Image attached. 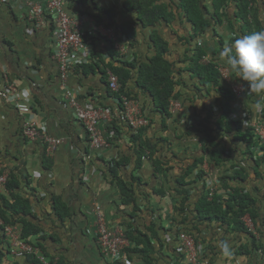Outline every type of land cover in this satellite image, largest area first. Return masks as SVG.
Listing matches in <instances>:
<instances>
[{
  "label": "crops",
  "instance_id": "obj_1",
  "mask_svg": "<svg viewBox=\"0 0 264 264\" xmlns=\"http://www.w3.org/2000/svg\"><path fill=\"white\" fill-rule=\"evenodd\" d=\"M128 1H73L72 7L67 6L66 11L79 18L94 9L102 10L105 13L103 24L97 26L117 30L124 50V63L132 65L128 70L130 80L125 85V91L137 99L142 117L148 122L141 138L156 146L168 162L174 158L171 152H175L177 157L172 162L173 168L161 179L153 175L149 160L143 161L139 170L135 169L136 143L141 139L135 140L121 119L118 99L108 90L104 74L99 69L87 67V64L81 70L69 71L65 91L72 94L79 105L102 111L108 117L100 121L97 129L108 139L109 146L99 150L89 148L83 127L65 103L59 71L53 60V15L45 14L41 27L35 29L27 26V12L18 8L20 0L15 1V8L11 7V0H0V67L15 89L28 92L30 116L33 114L34 122L46 128L52 139L60 141L55 151L48 154L42 143L24 140L20 134L21 116L11 105L0 100V169L9 170L19 183L20 193L30 199L32 216L29 219L41 230V246L54 263L108 264L100 254L94 236L93 212L97 209L104 213L109 229L120 224L147 235L154 251L149 255L155 264H186L174 250L175 239L166 238L175 231L174 222L183 218L187 219V231L198 236L207 250H213L207 255L205 250L196 264H264V162L257 161L254 166L248 157L251 152H245L244 144L226 138L220 147L232 150V153L220 166H212V178H216L215 194L222 199L228 200L234 190L250 197L252 207L257 210V213L254 212L255 222L249 216L250 228L244 226V219L240 222L244 230L238 233L227 229V225L222 227L213 221H196V206L203 185L196 176V170H192V174L184 180L186 199L184 196L175 197L170 192L176 187L174 178L201 159L202 147L197 138L194 139L195 135H187V132L191 126L201 123L199 118L205 115L204 106L212 107L214 114L211 119L215 121L213 118L215 115L218 117L219 111L215 108L214 99L219 97L211 90L205 94L195 90L198 81L186 62L194 46V31L180 11L174 6L169 8L170 1H177L152 0L141 9L129 7ZM257 1L264 12V0ZM259 17L261 19L260 14ZM86 25L84 23V28H87ZM202 41L215 43L216 33L213 38L205 35ZM104 43L101 40L94 47L102 65L109 62L105 58L107 50ZM158 57L170 65L174 95H178L170 102L179 103V112L170 109L163 113L156 105L152 92L137 85L139 69L149 66ZM218 61L223 64L220 54ZM113 67L120 68L116 64ZM176 71L181 72V78ZM239 99L236 97V101ZM256 99L253 94L241 102L249 109ZM186 125L190 128L187 129ZM213 132L216 136V131ZM112 163L119 164L120 180L132 182L131 176L139 179L140 186L132 205L137 210L134 217L133 209L121 204L118 183L108 174ZM236 165H240L241 171L235 181L220 178L223 173L227 175V167ZM54 204L57 205L56 211ZM180 205L183 209L181 217L175 211ZM150 228L151 234L148 231ZM225 244L230 249V255H225L223 251ZM210 246L212 249L207 248ZM14 260L7 256L3 264H11ZM16 262L22 264L20 260ZM127 264L143 262L139 255L131 253Z\"/></svg>",
  "mask_w": 264,
  "mask_h": 264
},
{
  "label": "trees",
  "instance_id": "obj_2",
  "mask_svg": "<svg viewBox=\"0 0 264 264\" xmlns=\"http://www.w3.org/2000/svg\"><path fill=\"white\" fill-rule=\"evenodd\" d=\"M73 1L81 2V0H72V2ZM151 1L152 0H129L128 4L129 7L135 6L137 9H141V7L149 5L148 3H151ZM175 1L177 2L174 3L173 1H170L169 8L170 6H174L178 10V12L182 11L186 18L191 22L196 32H203L207 28H212L211 22H214L216 24V29L222 22H224L226 25V30H230V32L234 34L236 33L235 26H237L238 31L244 35H249L254 31L264 29L263 22L259 17V14L264 12L259 9L260 6L257 0ZM250 3L255 4V6L249 7ZM162 13H164L163 10ZM83 14L89 15L96 25L103 24V15L105 13L102 12V10L94 9L92 13ZM206 15L210 17V19H205L204 17ZM140 16H142V14ZM151 16L154 17L153 15ZM248 16L250 17L251 23L247 20ZM240 22L241 24L239 25ZM101 40L106 43L104 39L95 34L86 35L84 37V41L90 42L89 44H92L93 46L91 54L92 57L87 67L91 69H99L103 74L104 69H110L118 77V82L120 85L118 94L128 96V93L125 91V85L130 79V73L128 70L132 68V65L124 64L125 68H116L113 67L110 61L107 63H103L102 65L98 60L100 57L94 50L96 43L100 42ZM221 44L222 39L221 37H219L217 44L215 45H217L218 49H221L223 47ZM107 53L109 54V57L111 59L114 58L115 54L112 50V46H109ZM199 54L200 53H198V57L200 56ZM76 68L77 70H81L84 68V66ZM198 74L202 75L200 83V85L202 86L201 89L205 90L206 93H209L208 90L211 89V91H215L219 96L217 100H214L216 101L215 108L217 111H219V113L217 118L216 115L214 116L213 119H215V121L213 122V120L211 119L212 115L214 114L212 107L207 108V106H204V124L193 125L187 132V135L198 136V134H200V136H202L199 138L200 143L203 145V152L205 154V157H207L208 161L212 162L215 167H218L223 161L227 160L229 158V154L232 153V150L220 148V145H222L226 138L230 139L231 142H240L244 144L247 149L245 152H248L251 145H253V135L251 133L252 128H250L251 130L249 129L243 132L239 122L231 123L227 120L231 114L230 103L232 94L225 87L216 89L219 84L217 81L218 75L213 70V67L211 68V70L207 68H199ZM137 85L147 92H152L156 105L161 111H163V113H166V111H168L170 101L178 96L174 95V83L170 78V65L162 60L161 57L154 59L149 66H142L139 69ZM261 115V120H264V109L262 110ZM146 128L147 127L140 128L136 133L133 134L134 136L132 135L135 140L141 139L136 143L137 157L135 169L139 170L141 167V163L145 160H149L152 162L151 164L153 167V175L156 178L158 176V178L161 179V176H166L168 174L167 172H169L173 168L172 162L176 161L177 155L175 152H171V155L174 156L173 160L170 162L166 161L165 158L160 155L159 150L155 148L156 146L150 145V143H148V141H146L145 139L142 140L141 134L145 131ZM22 129L23 125L21 123L20 131ZM213 131H216V136L213 135ZM31 142L41 143L39 140ZM248 157L250 158V161L254 166L257 161L261 160L264 162V156L257 157L249 154ZM201 161L202 156L200 160L195 161L194 164H192L188 169L183 168L184 170L186 169L185 172L182 170L183 174L177 175V177L174 178L176 181V187H174L173 191L170 192H172L175 197L182 198V196H184V199L187 198V194H185L186 183L184 180H186L187 177L192 174L193 169L195 170L197 166L201 164ZM118 167L119 164L112 163V167L108 170V174L112 178V180L118 183L120 189L119 191L121 204L125 207H130L131 209H133L132 217H134L137 210L136 207L132 205L134 204V194L138 192L140 182L138 183L139 179L133 176H131L132 182H124L120 180V178L118 177ZM232 167H240V165ZM240 171L238 172L240 173ZM254 171L257 172V169H255ZM238 172H236L234 176H232L231 174H224L223 176H220V178L229 181H235L237 179V175L239 176ZM2 173L3 172L0 169V175H2ZM201 175L197 178L200 179ZM26 187L30 189L27 184ZM20 192L21 190L18 181L8 170V177L5 184V193H0V264H3L4 254H8L7 250H5L2 245L4 240L3 232L5 227H19V239L28 243L32 248L38 249V251L42 253V256L44 258H48L47 252H45L44 248L41 246L42 232L40 229L36 228L29 219L32 216L30 199L24 197L23 193ZM31 197H34L33 193H31ZM252 204L253 203L251 202L250 197H248L247 195L239 194L235 190L233 191L232 196H229L228 200L222 199L218 195L214 194V197L210 201H208L206 195L201 194V197L196 206L197 215L195 219L196 221H213L215 222V225L218 224L222 227L224 225H227V229L238 233L239 231L244 230L242 224L240 223V219L245 214H249V216L252 217L254 221V218L256 216L254 212H256L257 210L252 207ZM53 208L56 211L57 205L54 204ZM175 211L178 213L179 217H181V215L183 214L181 205L180 207L177 206L175 208ZM59 219H61L60 215ZM186 221L187 219L183 218L174 223L176 227L180 226L183 232L186 231V233H190V231H187ZM129 228L131 229V227ZM151 230V228L148 230L150 234ZM193 231H196V229H193ZM124 237L130 245L134 246L132 247V249H127L126 252L128 254L135 253L139 255L142 259L143 264H155V260L151 257V255H149L150 253L154 254V251L152 246L150 245V240L147 235L131 229L130 231L124 233ZM207 248L212 249L211 246ZM209 251L210 253H212L211 250ZM25 256L26 258L24 260L22 259L23 261L21 260L22 264H41L34 253L27 254ZM180 258L182 259L181 256ZM16 261L17 260H14L11 264H16ZM49 261L52 264H58V262L54 263L53 259ZM113 264L119 263L115 262Z\"/></svg>",
  "mask_w": 264,
  "mask_h": 264
},
{
  "label": "clouds",
  "instance_id": "obj_3",
  "mask_svg": "<svg viewBox=\"0 0 264 264\" xmlns=\"http://www.w3.org/2000/svg\"><path fill=\"white\" fill-rule=\"evenodd\" d=\"M15 1L16 0H11L12 5H13L11 7L15 8V6H14V5H16ZM28 1L30 3H32V4L39 5L41 9H44V0H33V1L28 0ZM9 4H11V3H8V5ZM71 4H72V0H71L70 4L64 5V10L66 9L67 6L68 7H72ZM19 5H22L23 7H21ZM19 5H18V8L21 9L22 11H26L27 12L26 16H27L28 15V11H29V7L25 4V0H20V4ZM254 6H255V4H251V3L249 4V7H254ZM259 6H260V4H259ZM68 11H69V9H68ZM180 12L182 13V15L185 18V20L188 22L189 20L186 18L184 13L182 11H180ZM209 12H212V11H209ZM48 13L49 12L44 11L43 18L45 16V14H48ZM81 15H83V14H81ZM260 15H261V19L260 20L263 22V25H264V13H261ZM204 18L205 19H210V17H208L207 15ZM247 20L250 22V17L249 16H248ZM26 22H27V26L28 27L32 26L35 29H38V28L41 27V24H42L43 21L41 22V24L38 27H35L34 24L28 18H26ZM189 22H188V24H189ZM211 23H212V28H207L203 32H196L194 30V28H193L194 35L192 37V40L194 41V46H193V48H192V50L190 52V55L188 57V60L186 62L188 63V65H190V70L194 71L193 75L195 76L196 80L198 81V82H196L195 90H197L198 92H204V94L206 93L205 90L201 89L202 86L200 85V83H201V76L202 75L198 74V69L199 68H207V69L211 70V68L213 67V70L218 75V80L217 81H218L219 84H218V87L216 89H219L221 87H225L232 94L230 86L227 85L220 77V72L222 70H226L228 72V75L230 77L231 82L242 86L243 92H242V95L240 96V99L238 101H236V97L232 94V97H231L232 99H231V103H230V105H231V114H230V116H229V118L227 120L229 122H231V123L239 122L242 131L245 132V131H247V130H249L251 128L249 126V122L251 121V119H253V118H257L258 119L259 118L258 115L262 119L261 112L264 109V29H261V30H258V31H254V32H252L249 35H244V34H241L238 31L237 26H235L236 33L234 34V33L230 32V30H226V25H225L224 22H222L218 26L216 31H214V29L216 28V24L214 22H211ZM190 24H191V22H190ZM240 24H241V22L239 23V25ZM54 26H55V24H54ZM190 26H191V28L193 27L192 24ZM97 27H99V26H97ZM54 29H55V27H54ZM85 30H86V28H85ZM110 30H112L113 34L115 35V38H114L115 41H112V40L108 39L107 37L98 34L95 31V29H92L90 31V34L86 32L85 35H88V34L89 35H94L95 34V35L99 36L100 38L104 39L106 41L105 47H106L107 52H108L109 46H112V50H113V52L115 54L114 58L111 59L109 57V54L106 52L105 58H108L109 61L112 63V65L116 64L118 67L123 68V66L125 64L124 63V56H123L124 50H123L122 45L120 43L119 34H118L116 29H110ZM214 33H216V42L215 43L207 44V43L202 41V38L205 35H207V36L211 35V38H213ZM219 37H221V39H222V44L221 45L223 47L221 49H218L217 45H215V44H217V41H218ZM83 42L90 49V56H89L87 62L84 65H82V66H86L89 63V61L91 60V57H92L91 54H92L93 46H92V44H89L90 42L84 41V37H83ZM54 43H55V39H54ZM115 44H116V46H118L117 50L115 49V46H114ZM198 53H200L199 57H198ZM219 54H220V59L222 60L223 64L218 61V55ZM215 57H216V60H215ZM76 67H80V66H76ZM76 67H71L67 71V73L65 74L64 78H62V74H60V72H59V77H60L59 79L61 80L60 84L62 85V87L64 89L65 103L72 110V112L74 113V115H75L74 119H76L77 122H79L81 124V126L83 127L85 135H86V139L88 141V146H89V148H91L90 147V142H89V139H88V135H87V132L85 130V126H84L83 122H81L79 119H77L76 111H75V108L72 107L71 101H73L75 103V105L78 106L79 108L88 110L90 112H97L98 110L97 109H95V110L94 109H90V108L84 107L82 105H79L78 100H76V98L72 94H70L67 91H65V84H66V81H67L68 73H69V71H71V69H76L77 70ZM57 69H58V66H57ZM107 72H109L110 74H112L116 78L117 85H118L117 89L111 90V88H109ZM176 73L179 76V78H181V72L180 71H176ZM104 76H105V79L107 80V88H108V90L110 91V93H112L118 99L117 102L120 105L121 111H122V118L121 119L125 122V119H123L122 99L126 98V99H129V100H134L136 102H137V99H134V97L130 96L129 94H128V96H123V95H119L118 94L119 93V89H120V85H119V82H118V77L110 69H104ZM137 80H138V76H137ZM137 80H136V82H137ZM238 81H241L244 86ZM1 85H2V87H1ZM0 87H1L0 93L4 96V97H0V100H2L4 102L8 103L9 105H11L13 107V109L15 111H17L18 115H20L21 118H22L23 129L20 131L21 137L24 140H27L28 142L35 141V140H32L31 138L27 137L26 134L24 133L25 128L27 126H29L28 123L33 124L36 127V128L35 127L34 128L37 131H39V133H41L42 131L46 132V128H44V127H42V126H40V125H38L37 123L34 122V120L32 118L33 114L30 116V105H29V94H28V92L24 91V90L18 91L17 89H15V87L13 85H11V83L9 82L7 73L1 67H0ZM213 92L216 93L215 91H213ZM253 94H255L257 96V99H256V101L252 102L253 104H252V106L249 109H246L245 105H243V102H241V100L245 99L246 97L251 98L253 96ZM216 97H219L217 95V93H216ZM171 103L178 105V108L176 109V111L178 109H181V107H180L178 102H173L172 101V102L169 103L168 111L171 109L170 108ZM137 104H138V102H137ZM258 109H260V113H257ZM177 112H179V111H177ZM251 113L253 114V116L251 115ZM142 115H143V113H142ZM204 118H205L204 115H202V117L199 118L201 120V123L198 124V125L204 124ZM262 121H264V120H262ZM99 123H98V125H99ZM98 125H97V128H98ZM126 125H127V123H126ZM190 126H191V124H190ZM190 126L186 125L187 129L190 128ZM127 127H128V125H127ZM137 131L133 132L131 130V132L133 134L136 133ZM251 133L253 135V145H251L249 150H250V152H251V154L253 156L263 157L264 156V148L263 147L261 148V152H259L258 154H257V151H252L251 150V148L253 146H256L255 145V140H254V134H253L252 130H251ZM46 135L49 138L52 139V137L47 132H46ZM101 136H103V135L101 134ZM199 137H202V136H200V135L195 136L194 139L197 138L199 145L202 147V161H201V164L198 165L197 168L195 169L196 170L195 173H196L197 177L202 174L201 178H200V180L202 181V184H203L202 185L201 194H205L206 198L208 196L207 193H209L210 184H212L215 187V190H214V192L212 194L213 196L211 197V199H212L214 197V194L217 192V189H216V178H212V175L214 174L212 166H214V165H213L212 162L208 161L207 157H205V154L203 152V145L200 143V138ZM52 140H55V139H52ZM39 141L43 145H45L47 150H48V145L46 143H44L42 140H39ZM56 141H58V145L56 146V148H57L60 145V141L59 140H56ZM107 142H108V139H107ZM108 146H109V144H108ZM55 149L53 151H51V152L47 151V153L48 154H52L55 151ZM91 149H93V148H91ZM222 149H224V148H222ZM96 150H99V149H96ZM203 163H206V165H207V170L206 171H204L202 169ZM195 170L193 169V171H195ZM5 171L8 172V170H5ZM227 171H229V172H226V174H231L232 176H234L236 172L240 171V167H227ZM2 172H4V171L2 170ZM223 175H224V173H223ZM7 177H8V175H7ZM161 185L163 186L162 183H161ZM0 193H5V191L4 192H0ZM211 199H209V200L207 199V200L210 201ZM96 213H99L103 217L105 227H106V229L109 232L118 231V232H120V235L122 236V238L124 240H126V238L124 237V233H126L127 231L131 230L129 228L130 226L123 227L122 225L119 224L115 228L109 229L106 226V219H105L104 213L101 212L100 210H97V209H95V211L93 212V223L95 221V214ZM245 215L247 216L248 214H245ZM245 215L243 217H246ZM242 218L240 219V222L243 221ZM248 218L250 220L249 215H248ZM250 223H251V221H250ZM0 225H1V222H0ZM5 228H7V227H5ZM5 228H4V232H3L4 240H3L2 245L5 248V250H7L8 254H4L3 258L6 259L7 256H9V257H12V258L16 259L17 261L18 260L21 261L23 259V256L22 257H16L12 253L13 247L11 246L10 240L5 235ZM9 228H12V227H9ZM14 229H16L18 231V233H19V229H20L19 227H16ZM182 233L187 235V236H189V237H191V239L193 240V243L195 244V247L199 249L198 250L199 254L197 256L196 263H198V261L200 260V256L204 253L205 250H206V255H207V252L210 253V251L207 250L206 247H204V244L201 242L202 240L200 238H198V236L194 235L191 232L190 233H186V231L183 232L182 229L180 228V226L179 227L175 226V231L173 233H170V235L172 234L171 236L170 235L166 236V238H168V240H170L171 237L173 239H175L176 248L174 250L176 251V254H178L179 256L182 257V259L181 258L180 259L184 263L189 264V263H187L185 261V254H183L179 250L180 248H179L178 236L180 234H182ZM0 236H1V234H0ZM94 236L96 237L95 232H94ZM21 242L29 245L28 243H26L24 241H21ZM96 243H97V246H98L97 248H98L100 254L102 255V257L106 260V262L108 264H113L115 262H118L119 264H127V258H128L129 254L126 251H127V249H129V248L132 249V247H134V246L130 245L129 242L127 241L128 246L122 251V254L120 253V257H118L117 259H112L109 256L104 255V253H102L100 251L99 245H98V242H97V237H96ZM211 251L213 253V250H211ZM223 251H224L225 255H230L231 254L230 253V249H229V247L226 244L223 247ZM212 253H210V254H212ZM46 260L48 261V263L52 264L49 261L48 258Z\"/></svg>",
  "mask_w": 264,
  "mask_h": 264
},
{
  "label": "built area",
  "instance_id": "obj_4",
  "mask_svg": "<svg viewBox=\"0 0 264 264\" xmlns=\"http://www.w3.org/2000/svg\"><path fill=\"white\" fill-rule=\"evenodd\" d=\"M70 2L71 0H44V9H41L39 5L32 4L28 0H25V4L29 7L27 18L34 24L35 27H38L43 21L44 11L53 15V21L55 24L53 59L58 66L60 74H62V78H64L65 74L71 67L82 66L87 62L90 56V49L83 42V37L86 32L90 33L92 29H95L98 34L115 41V35L112 30L105 29L102 26L97 27L89 15L83 14L79 18L69 15L67 11L64 10V5L70 4ZM84 23H87L86 30L84 28ZM114 46L117 50L118 46H116V44ZM107 77L109 88H111V90L117 89L118 85L116 78L109 72H107ZM220 77L227 85L230 86L231 92L235 97L238 98L242 95L243 89L240 85L231 82L226 70H222L220 72ZM0 97L4 96L0 93ZM71 105L75 108L77 119L83 122L85 126L90 147L93 149L107 148V138L101 136L97 130V125L100 121H103L108 117L104 116L102 111L90 112L79 108L73 101H71ZM122 106L123 119H125L128 127L133 132L147 125V121L143 119L142 111L136 101L123 98ZM170 108L176 111L178 105L171 103ZM257 113H260V109H258ZM258 117V119L253 118L249 122V126L252 128V132L254 134L256 145L253 146L251 150L257 151V154L261 152L262 147L264 148V121L260 120L261 118L259 115ZM28 125L29 126H27L24 130L27 137L32 140H42L48 145V152H51L56 148L58 141L49 138L44 131L39 133L33 124L28 123ZM202 169L204 171L207 170L206 163H203ZM7 175V171H4L2 175H0V192L5 191ZM214 190L215 187L210 184L209 193H207L208 200L213 196L212 194ZM244 218L245 217H243L242 220ZM94 227L100 251L112 259L120 257V253L122 254V251L128 246L127 241L122 238L120 232H109L105 227L103 217L99 213L95 214ZM5 235L10 240L11 246L13 245L16 247H13L12 251L14 256L22 257L24 255L34 253L41 264H50L37 249H34L19 240V233L16 229L9 227L5 228ZM178 240L179 250L185 254V261L189 264H195L199 254V249L195 247L191 237L182 233L178 236Z\"/></svg>",
  "mask_w": 264,
  "mask_h": 264
},
{
  "label": "rangeland",
  "instance_id": "obj_5",
  "mask_svg": "<svg viewBox=\"0 0 264 264\" xmlns=\"http://www.w3.org/2000/svg\"><path fill=\"white\" fill-rule=\"evenodd\" d=\"M246 216V215H245ZM243 224H244V226L245 227H248V228H250L251 227V223H250V220H249V218H248V216H246L245 218H244V221H243ZM12 247H15V246H13L12 245ZM16 248V247H15ZM26 258V256H23V260ZM22 260V261H23ZM21 262V261H20ZM22 263V262H21Z\"/></svg>",
  "mask_w": 264,
  "mask_h": 264
}]
</instances>
